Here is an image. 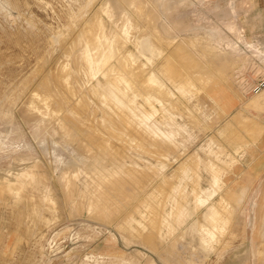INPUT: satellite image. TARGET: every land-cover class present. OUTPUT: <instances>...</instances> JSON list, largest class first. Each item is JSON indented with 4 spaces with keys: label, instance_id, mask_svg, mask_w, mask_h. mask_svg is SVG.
Masks as SVG:
<instances>
[{
    "label": "rangeland",
    "instance_id": "rangeland-1",
    "mask_svg": "<svg viewBox=\"0 0 264 264\" xmlns=\"http://www.w3.org/2000/svg\"><path fill=\"white\" fill-rule=\"evenodd\" d=\"M0 264H264V1L0 0Z\"/></svg>",
    "mask_w": 264,
    "mask_h": 264
},
{
    "label": "bare ground",
    "instance_id": "bare-ground-1",
    "mask_svg": "<svg viewBox=\"0 0 264 264\" xmlns=\"http://www.w3.org/2000/svg\"><path fill=\"white\" fill-rule=\"evenodd\" d=\"M103 32V31H102ZM98 42V41H97ZM90 46V45H88ZM88 52V51H87ZM95 55V54H94ZM86 58L89 60V63L92 64L94 62V57H92L90 54H86Z\"/></svg>",
    "mask_w": 264,
    "mask_h": 264
},
{
    "label": "crops",
    "instance_id": "crops-1",
    "mask_svg": "<svg viewBox=\"0 0 264 264\" xmlns=\"http://www.w3.org/2000/svg\"><path fill=\"white\" fill-rule=\"evenodd\" d=\"M264 1V0H263ZM245 26V24L243 26H241L242 28ZM250 42L254 43L253 41L249 40ZM255 44V47L257 48L258 44L257 43H254Z\"/></svg>",
    "mask_w": 264,
    "mask_h": 264
}]
</instances>
